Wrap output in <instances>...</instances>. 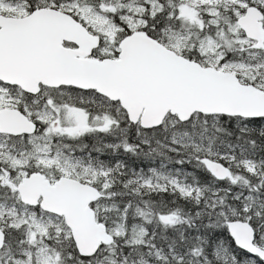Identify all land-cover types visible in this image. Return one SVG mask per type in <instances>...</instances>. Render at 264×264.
Wrapping results in <instances>:
<instances>
[{
  "label": "snow or ice",
  "instance_id": "6c2138e0",
  "mask_svg": "<svg viewBox=\"0 0 264 264\" xmlns=\"http://www.w3.org/2000/svg\"><path fill=\"white\" fill-rule=\"evenodd\" d=\"M0 264H264V0H0Z\"/></svg>",
  "mask_w": 264,
  "mask_h": 264
}]
</instances>
